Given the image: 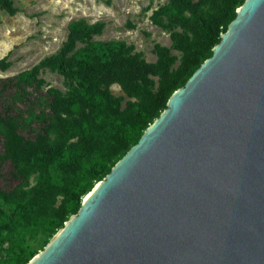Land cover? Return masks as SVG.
I'll return each mask as SVG.
<instances>
[{
  "label": "water",
  "instance_id": "1",
  "mask_svg": "<svg viewBox=\"0 0 264 264\" xmlns=\"http://www.w3.org/2000/svg\"><path fill=\"white\" fill-rule=\"evenodd\" d=\"M27 264H264V0Z\"/></svg>",
  "mask_w": 264,
  "mask_h": 264
},
{
  "label": "trees",
  "instance_id": "2",
  "mask_svg": "<svg viewBox=\"0 0 264 264\" xmlns=\"http://www.w3.org/2000/svg\"><path fill=\"white\" fill-rule=\"evenodd\" d=\"M244 1L167 0L150 19L170 33L171 47L155 45L153 63L125 43L93 41L103 24L71 23L56 53L15 78L16 87H38L48 70L63 78L66 91L47 89L48 113L36 114L34 107L25 117L0 112V165L10 160L16 182L0 190V248L7 255L0 264H27L38 251L32 243L40 237L48 243L78 212L171 95L211 57ZM0 10L19 12L11 0H0ZM10 66L0 60L1 72ZM114 85L122 96L112 93Z\"/></svg>",
  "mask_w": 264,
  "mask_h": 264
},
{
  "label": "rangeland",
  "instance_id": "3",
  "mask_svg": "<svg viewBox=\"0 0 264 264\" xmlns=\"http://www.w3.org/2000/svg\"><path fill=\"white\" fill-rule=\"evenodd\" d=\"M18 9L15 16L0 10V60L7 59L11 66L0 71V112L25 117L34 107L36 114L48 113L46 97L48 88L66 91L63 78L55 72L43 71L41 86H15V78L30 70L41 59L56 53L67 38L71 23L88 26L103 24V33L93 37L102 43H125L140 53L145 61L153 63L155 45L170 48V33L153 24L150 17L167 0H11ZM81 45L78 44L79 48ZM180 58V54L172 51ZM119 97L117 85L111 87ZM36 122L33 126H36ZM24 137H28L23 133ZM3 153L0 143V154ZM10 160L0 165V190H10L16 184L12 177ZM50 241V240H49ZM40 237L32 245L41 252L47 245ZM43 247V248H42ZM5 248H0V261L6 258ZM36 253V254H37Z\"/></svg>",
  "mask_w": 264,
  "mask_h": 264
}]
</instances>
